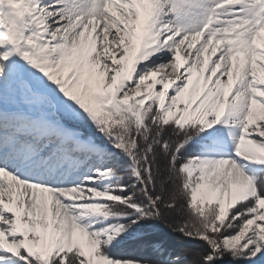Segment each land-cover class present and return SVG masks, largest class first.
I'll return each mask as SVG.
<instances>
[{"label":"snow or ice","instance_id":"snow-or-ice-1","mask_svg":"<svg viewBox=\"0 0 264 264\" xmlns=\"http://www.w3.org/2000/svg\"><path fill=\"white\" fill-rule=\"evenodd\" d=\"M0 264H264V0H0Z\"/></svg>","mask_w":264,"mask_h":264}]
</instances>
